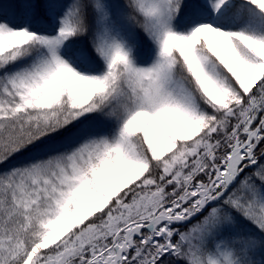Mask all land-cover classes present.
Masks as SVG:
<instances>
[{"label": "snow or ice", "instance_id": "obj_1", "mask_svg": "<svg viewBox=\"0 0 264 264\" xmlns=\"http://www.w3.org/2000/svg\"><path fill=\"white\" fill-rule=\"evenodd\" d=\"M0 264H264V0H0Z\"/></svg>", "mask_w": 264, "mask_h": 264}]
</instances>
